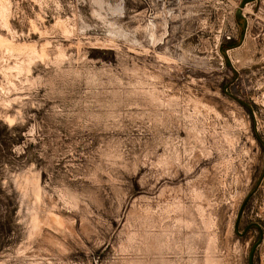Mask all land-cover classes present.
Returning <instances> with one entry per match:
<instances>
[{
    "label": "rangeland",
    "instance_id": "374dc122",
    "mask_svg": "<svg viewBox=\"0 0 264 264\" xmlns=\"http://www.w3.org/2000/svg\"><path fill=\"white\" fill-rule=\"evenodd\" d=\"M254 246L264 264V0H0V264Z\"/></svg>",
    "mask_w": 264,
    "mask_h": 264
},
{
    "label": "water",
    "instance_id": "95a60500",
    "mask_svg": "<svg viewBox=\"0 0 264 264\" xmlns=\"http://www.w3.org/2000/svg\"><path fill=\"white\" fill-rule=\"evenodd\" d=\"M237 17H240L239 14H237ZM256 246L253 247V249L251 250V254H250V259H249V264H252V257H253V254H254V250H255Z\"/></svg>",
    "mask_w": 264,
    "mask_h": 264
},
{
    "label": "trees",
    "instance_id": "16d2710c",
    "mask_svg": "<svg viewBox=\"0 0 264 264\" xmlns=\"http://www.w3.org/2000/svg\"><path fill=\"white\" fill-rule=\"evenodd\" d=\"M227 61V60H226ZM227 63H228V61H227Z\"/></svg>",
    "mask_w": 264,
    "mask_h": 264
}]
</instances>
